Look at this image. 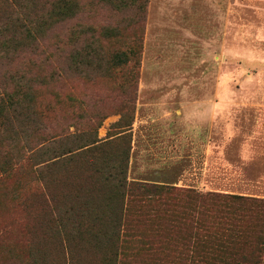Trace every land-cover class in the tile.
I'll return each instance as SVG.
<instances>
[{"label":"rangeland","instance_id":"374dc122","mask_svg":"<svg viewBox=\"0 0 264 264\" xmlns=\"http://www.w3.org/2000/svg\"><path fill=\"white\" fill-rule=\"evenodd\" d=\"M99 1L49 29L36 50L0 61V264H110L113 253L99 252L113 249L97 241L110 222L96 219L103 206L91 190L102 183L92 174L119 163L129 141L128 181L177 190L161 201L124 198L121 230L131 244H116L112 264H201L200 227L211 220L197 196L264 199V42L252 52L233 36L228 51L207 49L211 37L166 30L168 0H149L144 20ZM44 19L34 21L50 24ZM80 46L95 57H80ZM116 54L130 61L109 69ZM24 85L42 112L33 131L9 107ZM57 135L68 148L76 140L107 147L40 166L35 150ZM85 204L92 212L76 213Z\"/></svg>","mask_w":264,"mask_h":264},{"label":"trees","instance_id":"16d2710c","mask_svg":"<svg viewBox=\"0 0 264 264\" xmlns=\"http://www.w3.org/2000/svg\"><path fill=\"white\" fill-rule=\"evenodd\" d=\"M93 2L94 0H51V4L50 1H47L50 4L49 11L40 13L37 6L42 3L46 5V0H0V61H13L28 49L36 50L39 48V41H43L47 37L49 29L57 30L60 26L74 20L78 21L88 4L94 7L95 3ZM148 3L149 0H100L97 2L98 5L102 4L103 7H109L115 12L134 10L135 14L143 20ZM45 14L50 15V24L41 22L38 25L35 23L34 19L45 20ZM32 25H36V27L32 28ZM78 43V39L74 40L75 45ZM77 54L80 57H95L96 51L92 50L91 54H88L87 50L80 46ZM128 61L130 60L116 54L110 59L109 69L121 67ZM31 91L33 89L30 86L20 87L19 92H22V99L17 101L12 99L9 107L13 109L14 113H23L26 126L33 131V127L38 128L42 124L37 121V118L42 116V112L39 111ZM58 136L60 135L53 136L50 140L47 139L48 144L44 141L35 150L34 154L39 160L40 166L48 167L46 166L49 165L48 163H55L61 158L80 157L107 147V144L97 146L98 141L80 144L81 141L76 140L72 142L73 147L68 148L69 145H65L64 142L58 144L63 139ZM127 145L122 154L117 156L119 163L111 165L109 169L97 166L92 174L102 183L99 186L101 191L91 190L93 195H98L101 198V206H103L96 219H106V222H110L99 225L97 235L100 239L97 241L100 244L109 245L113 249V252L103 249H100L99 252L103 255L113 253L110 264L120 254L118 251L116 253V244L119 248L124 246L127 249L131 244L123 239V229L121 230L123 213H125L124 198L141 200L145 195H148L147 199L149 200L157 197L161 201L165 196L170 195V192L177 190L168 185L129 182L131 142L129 141ZM197 198L201 202L209 203L210 206L201 204V212L211 220L209 225L200 227L207 231L205 239L201 240L199 244L204 255L200 256L201 264H264V199L216 193L199 195ZM86 211L92 212L88 204H85V209L81 208L76 213ZM199 223L200 220L198 225Z\"/></svg>","mask_w":264,"mask_h":264},{"label":"crops","instance_id":"0c3cea01","mask_svg":"<svg viewBox=\"0 0 264 264\" xmlns=\"http://www.w3.org/2000/svg\"><path fill=\"white\" fill-rule=\"evenodd\" d=\"M161 13L168 19L163 24L166 30H177L180 35H191L198 41L202 35L211 37L206 48L213 43L228 51L225 43L233 36L252 43L249 50L252 52L259 51L258 44L264 42V0H168L163 3Z\"/></svg>","mask_w":264,"mask_h":264}]
</instances>
